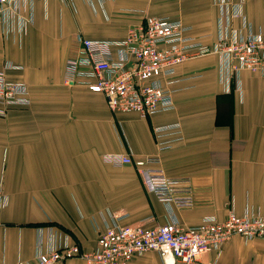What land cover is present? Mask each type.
Segmentation results:
<instances>
[{
    "label": "crops",
    "instance_id": "crops-1",
    "mask_svg": "<svg viewBox=\"0 0 264 264\" xmlns=\"http://www.w3.org/2000/svg\"><path fill=\"white\" fill-rule=\"evenodd\" d=\"M173 2L157 10L154 0H36L34 22L8 38L0 18V69L20 66L9 77L29 86L32 101L0 117V184L9 198L0 212V264L36 263L43 238L94 251L118 211L124 225L153 229L169 222L137 167L109 164L107 154L159 157L166 175L188 181L193 205L174 210L185 227L212 215L224 221L230 209L264 214V74L243 70L240 89L234 80L228 91L218 56L186 62L170 85L174 109L149 118L114 113L102 94L64 82L74 39L123 40L145 15L180 20L197 39L216 42L214 0ZM242 12L253 32L264 27V0H246ZM177 124L180 136H157L155 128ZM161 142L170 147L160 150ZM129 264L166 263L152 251ZM196 264H264V240L237 236L220 256L210 252Z\"/></svg>",
    "mask_w": 264,
    "mask_h": 264
},
{
    "label": "built area",
    "instance_id": "built-area-1",
    "mask_svg": "<svg viewBox=\"0 0 264 264\" xmlns=\"http://www.w3.org/2000/svg\"><path fill=\"white\" fill-rule=\"evenodd\" d=\"M36 0H0L2 35L8 38L23 34L34 22ZM246 0H214L219 9L218 38L206 44L190 34V27L180 20L145 15L128 29L123 40H92L78 37L72 42L65 64L64 82L68 86H84L102 94L114 113H137L149 118L174 109L170 85L180 65L216 55L220 58L221 81L230 91L243 70L264 74V27L253 32L242 12ZM237 21L241 22L238 26ZM22 68L6 63L0 69V117L12 109L31 105L29 86L9 77V72ZM176 130V131H174ZM159 138L170 132L180 136V126L155 128ZM172 134V133H171ZM179 137H176V140ZM170 145L161 142L160 150ZM104 161L114 166L134 164L149 191L168 210L169 222L153 229L141 224L124 225L121 211L110 215L98 237L94 251H84L66 240L63 243L41 239L36 263L19 260L17 264H55L81 258L88 264H129L134 257L157 252L166 264H196L207 253L221 255L224 246L235 237L245 241L264 240V214L247 210L242 216L230 209L220 221L206 216L198 226L185 227L177 219L175 209L193 205L188 181L170 177L159 168L161 159H134L132 155L107 154ZM9 204L0 184V212Z\"/></svg>",
    "mask_w": 264,
    "mask_h": 264
},
{
    "label": "rangeland",
    "instance_id": "rangeland-1",
    "mask_svg": "<svg viewBox=\"0 0 264 264\" xmlns=\"http://www.w3.org/2000/svg\"><path fill=\"white\" fill-rule=\"evenodd\" d=\"M152 1L153 0H151V2ZM154 1H155L154 6L157 10H166L174 5L173 0L172 2L169 0H154Z\"/></svg>",
    "mask_w": 264,
    "mask_h": 264
}]
</instances>
